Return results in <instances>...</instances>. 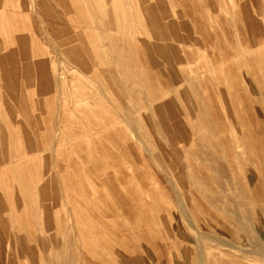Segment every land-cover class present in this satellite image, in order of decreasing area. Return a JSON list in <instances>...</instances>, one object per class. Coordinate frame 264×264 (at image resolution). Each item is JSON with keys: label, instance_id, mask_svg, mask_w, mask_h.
I'll return each mask as SVG.
<instances>
[{"label": "rangeland", "instance_id": "374dc122", "mask_svg": "<svg viewBox=\"0 0 264 264\" xmlns=\"http://www.w3.org/2000/svg\"><path fill=\"white\" fill-rule=\"evenodd\" d=\"M82 263L264 264V0H0V264Z\"/></svg>", "mask_w": 264, "mask_h": 264}, {"label": "bare ground", "instance_id": "6f19581e", "mask_svg": "<svg viewBox=\"0 0 264 264\" xmlns=\"http://www.w3.org/2000/svg\"><path fill=\"white\" fill-rule=\"evenodd\" d=\"M261 3H262V2H261ZM42 12H43V11H42ZM86 17H87V16H86ZM85 19H86V18H85ZM88 19H89V18H88ZM83 21H84V20H83ZM170 28H171V27H170ZM215 36H216V35H215ZM262 39H263V38H262ZM261 41H262V40H261ZM254 43H256L255 45H257V44H258V41H257V42L254 41ZM260 44H261V43H260ZM260 44H259V45H260ZM258 48H259V47H258ZM240 50H241V49H240ZM245 52H246V51H245ZM232 54H233V53H232ZM230 59H231V58H230ZM219 66H220V65H219ZM217 67H218V66H217ZM211 70H213V69H211ZM213 80H214V79H213ZM188 87H190V86H188ZM230 89H231V88H230ZM153 125H154V124H153ZM181 132H182V131H181ZM181 132H179V134H180ZM164 143H165V142H164ZM164 143H163V144H164ZM152 144H153V142H152ZM33 145H34V144H33ZM153 153H154V152H153ZM213 158H215V156H213ZM211 159H212V158H211ZM213 160H214V159H213ZM96 176H97V175H96ZM107 177H108V176H107ZM107 177H106V178H107ZM99 178H100V177H99ZM107 179H108V178H107ZM105 180H106V179H105ZM148 212H149V211H148ZM151 222H152V221H151ZM91 230H92V229H91ZM92 231H93V230H92ZM84 254H85V253H84ZM87 256H88V255H87ZM102 259H103V258H102ZM81 261H82V260H81ZM99 262H100V261H99ZM82 264H83V263H82Z\"/></svg>", "mask_w": 264, "mask_h": 264}]
</instances>
